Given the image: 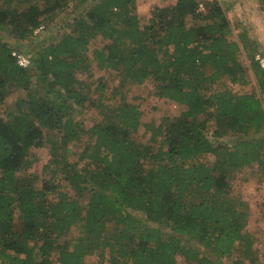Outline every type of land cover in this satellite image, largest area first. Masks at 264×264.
<instances>
[{
	"label": "trees",
	"instance_id": "obj_1",
	"mask_svg": "<svg viewBox=\"0 0 264 264\" xmlns=\"http://www.w3.org/2000/svg\"><path fill=\"white\" fill-rule=\"evenodd\" d=\"M41 1L0 0V28L18 42L88 0ZM199 2L173 0L146 20L137 0H92L59 38L26 54V67L0 36V107L13 90L27 92L0 108V264H86L93 255L109 264H264L250 205L231 191L237 171L264 173V137H247L264 132V66L247 31L234 36L221 2L202 11ZM96 41L99 69L154 82L178 112L144 123L139 103H106L104 85L93 99L78 74L90 69ZM242 49L258 91L217 89L225 78L249 82ZM89 106L100 119L86 121ZM228 134L232 144L220 141ZM34 148L51 155L43 178L29 171Z\"/></svg>",
	"mask_w": 264,
	"mask_h": 264
},
{
	"label": "rangeland",
	"instance_id": "obj_2",
	"mask_svg": "<svg viewBox=\"0 0 264 264\" xmlns=\"http://www.w3.org/2000/svg\"><path fill=\"white\" fill-rule=\"evenodd\" d=\"M173 0H137V12L144 19L148 20L152 15V11L156 6H165L170 4ZM200 1V0H199ZM221 2L223 7L227 11L233 27L234 36L241 31L246 30L249 34L250 40L255 43V59L261 63V59H264V12L260 9V5L256 0H218ZM42 3L41 0H29V2ZM21 4V6H25ZM92 0H88L87 3H81L72 12H60L58 16L54 18L53 23L50 25H42L39 27L32 36L26 37L24 40L16 42V40L10 34V30L6 26L0 28V36L4 37L11 47H15L24 55L29 54L34 56L38 47L45 43L46 40H56L59 38V33L61 31H66L65 26L70 19H72L73 14L78 12V10H83L86 12L85 8ZM87 4V5H86ZM190 23L192 21L189 20ZM237 38V37H236ZM101 43V41H96L91 44L90 50L87 53L88 63L90 69L87 71H81L78 74V78L81 80L85 89L91 90V97L93 99H98L101 95L98 86L104 85V98L106 103L114 105L121 101V97H125L131 102H136L141 105L144 110L143 121L144 123L149 122H161V120L166 117H172L176 112H178V107L165 99H161L155 92L154 82H149L143 85H137L129 80H121L120 75L116 71H111L109 69H99L96 62L93 60V50L96 44ZM105 43V42H103ZM248 52V51H247ZM245 50L242 49L240 53V60L242 64L247 68V76L249 79L247 84H232L228 78L221 80L216 84L217 89L224 87H230L236 92H252L257 90V86L254 79V73L250 67L251 59ZM27 56V55H26ZM90 57V59H89ZM262 65V63H261ZM33 74H37V70H32ZM36 76V75H34ZM90 88V90L88 89ZM84 89V90H85ZM17 99H27V92L25 90H13L11 95L6 99V103L2 105L1 113L4 115V111L8 107H13ZM89 103V102H88ZM87 103V104H88ZM85 118L87 122L95 121L100 119L97 111L93 106H89L85 111ZM213 125L209 130V136H212ZM247 137L250 139H260L264 137V132H259L256 134H250ZM138 140L145 142L150 138V133H148L145 128H141L137 134ZM262 139V138H261ZM220 141L232 144L234 141V136L228 134L225 135ZM85 145V144H84ZM82 142H78L73 146V150L82 151L84 147ZM36 157L33 165L30 168V172L39 175L41 178L44 176V165L50 160L51 155L48 153L47 148H34L31 152ZM71 161H76L79 159V155L72 154L70 156ZM208 156L207 159H210ZM212 159V158H211ZM83 161L80 162L82 166ZM39 187L42 186L41 180L37 183ZM64 188L68 190L70 194L74 193V190L64 183ZM232 192L235 195L241 196L250 205L251 217L249 220L248 228L258 229V236L255 239V246L261 253L264 252V173L261 174L257 169H247L245 171H237L231 180ZM86 197L82 199L86 202ZM257 223V225H256ZM233 257L227 258L226 261L232 260ZM86 264H109L107 261L101 262L98 255L89 256L86 259Z\"/></svg>",
	"mask_w": 264,
	"mask_h": 264
},
{
	"label": "built area",
	"instance_id": "obj_3",
	"mask_svg": "<svg viewBox=\"0 0 264 264\" xmlns=\"http://www.w3.org/2000/svg\"><path fill=\"white\" fill-rule=\"evenodd\" d=\"M206 1H208V0H200L199 9L201 11L205 10ZM13 55H15L17 57L18 62H19L20 65L26 67V66H28L30 64V60H29V58L26 55H24L22 53H19V52H13ZM260 61L262 63V66H264V59H261Z\"/></svg>",
	"mask_w": 264,
	"mask_h": 264
}]
</instances>
